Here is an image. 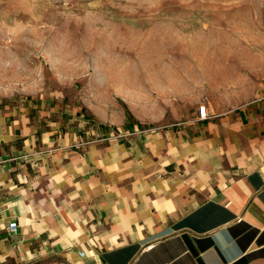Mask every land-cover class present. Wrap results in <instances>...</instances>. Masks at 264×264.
<instances>
[{
	"label": "crops",
	"instance_id": "1",
	"mask_svg": "<svg viewBox=\"0 0 264 264\" xmlns=\"http://www.w3.org/2000/svg\"><path fill=\"white\" fill-rule=\"evenodd\" d=\"M253 57L185 76L166 112L130 120L0 100V264H264Z\"/></svg>",
	"mask_w": 264,
	"mask_h": 264
},
{
	"label": "rangeland",
	"instance_id": "2",
	"mask_svg": "<svg viewBox=\"0 0 264 264\" xmlns=\"http://www.w3.org/2000/svg\"><path fill=\"white\" fill-rule=\"evenodd\" d=\"M255 52L264 0H0V100L85 119L166 112L170 85Z\"/></svg>",
	"mask_w": 264,
	"mask_h": 264
},
{
	"label": "built area",
	"instance_id": "3",
	"mask_svg": "<svg viewBox=\"0 0 264 264\" xmlns=\"http://www.w3.org/2000/svg\"><path fill=\"white\" fill-rule=\"evenodd\" d=\"M197 118L198 120H207L209 118L207 108L205 105H198L197 107ZM15 223H9L7 225L8 231H14L15 230ZM151 247V246H149Z\"/></svg>",
	"mask_w": 264,
	"mask_h": 264
},
{
	"label": "trees",
	"instance_id": "4",
	"mask_svg": "<svg viewBox=\"0 0 264 264\" xmlns=\"http://www.w3.org/2000/svg\"><path fill=\"white\" fill-rule=\"evenodd\" d=\"M236 264H245V260H240L239 262H237Z\"/></svg>",
	"mask_w": 264,
	"mask_h": 264
}]
</instances>
